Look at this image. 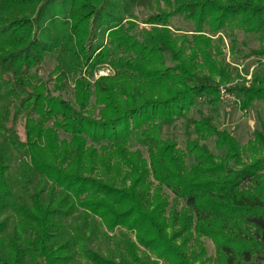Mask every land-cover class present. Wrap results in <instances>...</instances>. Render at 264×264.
Here are the masks:
<instances>
[{
    "label": "trees",
    "instance_id": "trees-1",
    "mask_svg": "<svg viewBox=\"0 0 264 264\" xmlns=\"http://www.w3.org/2000/svg\"><path fill=\"white\" fill-rule=\"evenodd\" d=\"M105 1L0 0V264H210L202 238L214 264L264 262V127L242 146L207 120L190 121L223 155L188 141L189 167L160 136L201 99L221 101L220 87L233 81L222 52L226 38L236 50L233 30L257 37L243 57L264 58V0H163L170 10L137 33L130 19L103 15ZM175 16L193 33L172 29ZM98 18L105 41L92 26ZM47 57L52 91L36 75ZM105 65L113 75L91 82ZM229 92L243 110L264 103V77ZM97 225L134 233L118 262L89 248Z\"/></svg>",
    "mask_w": 264,
    "mask_h": 264
},
{
    "label": "rangeland",
    "instance_id": "rangeland-1",
    "mask_svg": "<svg viewBox=\"0 0 264 264\" xmlns=\"http://www.w3.org/2000/svg\"><path fill=\"white\" fill-rule=\"evenodd\" d=\"M140 2L141 6H135L133 0H106L102 6L101 13L103 15L111 14L130 19L131 22L137 24V28L135 29V32L137 33L139 28L149 29L148 26L141 23L146 17L156 14L161 10H170L167 5L164 4L163 0H140ZM129 7L130 10L127 11V8ZM102 20L103 19L100 20V18H98L92 26L98 34V38L105 41V27ZM171 27L174 30H178V34L190 35L194 30L192 22L186 21L180 16H175L171 20ZM231 36L237 42L236 50L234 52L230 50V39L226 38L223 40L222 52L225 64L230 66L233 81L220 87L221 101L213 106L208 103L207 98H203L187 116L177 120L172 127L163 128L161 131L160 136L162 140H173L177 144V148L184 153V161L187 167L195 163V159L192 156H189L186 151V143L188 141L199 139V144L205 146L214 155H223V152L215 149L214 138L209 137L208 139H200V135L194 131V127L190 121L207 120L212 126L217 128V130L228 132L242 146H245L252 138L254 131L260 130L264 127V103L255 102L252 107L243 110L241 107V98L236 92H229V89L234 88L236 85H241L243 82L246 85L250 84L251 77L254 73H259L264 77V58L255 59L252 57H243L250 50L258 48L259 43L257 37L244 34L239 30H233ZM216 38L217 37L214 39ZM54 65V59L47 57L38 71H36L37 77L47 83L50 91H52L54 84V76H52ZM109 75H113V70L107 65L102 66L95 71L91 82H94L100 77ZM72 92L73 83L69 80L61 95L64 99L70 100L72 99ZM51 94L53 96L58 95L56 92H52ZM94 113L96 115V112ZM14 130L19 140L21 142L25 141L24 121L21 116H18L15 121ZM59 136L61 139L67 138L62 132H59ZM130 147L133 151H141L143 156L145 158L147 157V150L141 145L136 144L133 141ZM15 158L17 161L12 163V169H17V164L19 163V160L22 159V156L20 154H15ZM164 194L167 196L169 204H171L174 195L166 188H164ZM95 228L96 237L93 239L89 248L114 259L116 262L119 261L120 251L125 246L126 238L135 243L134 233H130L125 229L117 228L113 233H110L106 232L103 226L97 225ZM201 241L206 250L207 257L212 259L210 264H214L215 248L213 243L206 238H202ZM137 247L141 254L144 249L138 245ZM151 260L156 259L152 257ZM158 263L164 264L161 260H159ZM260 264H264V262H261Z\"/></svg>",
    "mask_w": 264,
    "mask_h": 264
}]
</instances>
